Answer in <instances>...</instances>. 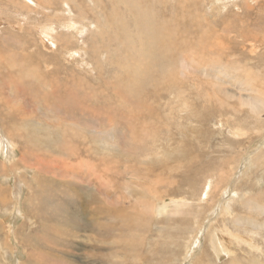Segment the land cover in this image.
I'll list each match as a JSON object with an SVG mask.
<instances>
[{"label":"rangeland","instance_id":"rangeland-1","mask_svg":"<svg viewBox=\"0 0 264 264\" xmlns=\"http://www.w3.org/2000/svg\"><path fill=\"white\" fill-rule=\"evenodd\" d=\"M262 102L264 0H0V264H264Z\"/></svg>","mask_w":264,"mask_h":264},{"label":"bare ground","instance_id":"bare-ground-1","mask_svg":"<svg viewBox=\"0 0 264 264\" xmlns=\"http://www.w3.org/2000/svg\"><path fill=\"white\" fill-rule=\"evenodd\" d=\"M149 23V22H148ZM47 26H50V25H47ZM38 27V26H37ZM53 27V25L51 26V27H48V28H52ZM40 29V28H39ZM46 29V28H45ZM142 32H141V35H140V39L142 40V43H141V45H142V47H146L147 49H148V53L149 54H151V51H153L154 50V48H156V44L157 43H163V38H162V34H161V32H160V30L156 27V25H154V27H151V25H149V26H147V28L145 27V25H144V23H142ZM42 30V29H41ZM55 31V30H54ZM125 32V31H124ZM41 33H42V31H41ZM46 33V32H45ZM43 34V33H42ZM59 33H57V35H58ZM48 35H49V33H48ZM48 35H47V33H46V36H47V38H49L50 36H51V38L50 39H52V38H54L53 36H52V34H50L49 35V37H48ZM125 36H126V38H127V40L129 39V34L127 33V32H125ZM58 37V36H57ZM49 40V39H48ZM126 40V41H127ZM131 40H132V38H131ZM202 40V39H201ZM51 41V40H50ZM52 41H54V40H52ZM70 41V40H69ZM52 43H54V42H52ZM144 45V46H143ZM65 46V45H64ZM58 47V46H57ZM72 47V46H71ZM22 48V47H21ZM163 48H168L167 46H164V43H163ZM157 49V48H156ZM159 51V50H158ZM56 52V51H55ZM61 52V51H60ZM63 52V51H62ZM142 52H143V48H142ZM159 52H161V50L159 51ZM66 53V52H65ZM65 53H63L64 54V56H62V57H64L65 58ZM58 54V53H57ZM67 54V53H66ZM71 54V53H70ZM28 55V54H27ZM29 55H31V54H29ZM69 55V54H68ZM68 55H67V57H68ZM152 55V54H151ZM151 55H149V56H151ZM35 56V55H34ZM40 57H41V55H40ZM39 57V58H40ZM54 57V56H53ZM51 59V58H50ZM31 60V59H30ZM47 60H48V58H47ZM45 61V60H44ZM6 63V62H5ZM44 63V62H43ZM45 63H46V61H45ZM4 64V63H3ZM46 65H47V63H46ZM49 65V64H48ZM52 65V64H51ZM50 65V66H51ZM60 65V64H59ZM60 67H61V65H60ZM63 67V66H62ZM66 67V66H65ZM22 68V67H21ZM139 68H145V67H139ZM68 70V69H67ZM62 73V72H61ZM36 74V73H35ZM34 74V75H35ZM31 76V75H30ZM35 77V76H34ZM37 77V76H36ZM243 78H244V76H242ZM250 77H252V76H250ZM243 78H241L242 80H243ZM251 78H249V76L248 75H245V81H249ZM252 83V82H251ZM128 87V86H127ZM253 87V86H252ZM72 89H74L73 87H72ZM66 90V89H65ZM135 90V89H134ZM77 91V90H76ZM128 91V90H127ZM136 91V90H135ZM38 93V92H37ZM137 94V93H136ZM27 96V95H26ZM253 99V98H252ZM249 101V100H248ZM247 101V103H249ZM257 102V101H256ZM254 100L253 101H251L250 102V105H251V108H252V110L253 109H255L256 111H258L259 110V105L258 106H256V103ZM58 103V102H57ZM259 104H261V103H259ZM264 106V103L262 102V104L260 105V106ZM40 106V105H39ZM262 106V107H263ZM262 107H260V108H262ZM254 112V111H253ZM254 115V114H253ZM257 115V114H256ZM96 137V136H95ZM69 150V149H68ZM68 152V151H67ZM89 153V152H88ZM86 165V164H85ZM85 169V168H84ZM23 179V178H22ZM46 179V178H45ZM76 197V196H75ZM252 201V200H251ZM5 203V202H4ZM43 203H45V202H43ZM43 205V204H42ZM59 207H61V204H59L58 205ZM57 206V207H58ZM227 207V206H226ZM62 209V208H61ZM227 209V208H226ZM42 210V209H41ZM59 210V209H58ZM150 210L151 211H154V210H156L155 208H153V206L152 205H150ZM231 210V209H230ZM153 213V212H152ZM231 214V213H230ZM131 219V218H130ZM238 225V224H237ZM251 226V225H250ZM103 229V228H102ZM110 230H111V228H110ZM45 231V230H44ZM104 232V231H103ZM215 241V240H214Z\"/></svg>","mask_w":264,"mask_h":264}]
</instances>
